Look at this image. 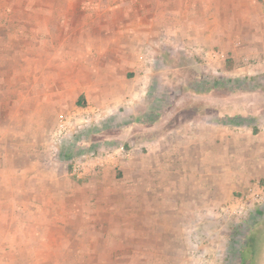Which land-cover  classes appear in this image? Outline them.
Returning <instances> with one entry per match:
<instances>
[{"label": "rangeland", "instance_id": "obj_1", "mask_svg": "<svg viewBox=\"0 0 264 264\" xmlns=\"http://www.w3.org/2000/svg\"><path fill=\"white\" fill-rule=\"evenodd\" d=\"M190 1L180 0L176 9L181 13L166 11L165 19L156 24L164 25L166 38L173 39L176 22L181 42L191 43L156 51L145 63L153 74L149 104L162 103L161 109L177 106L164 127L156 130V126L151 132L121 126L117 132L114 115L85 103L71 85L68 93L60 94L63 105L54 100L52 128L45 136H37L38 147L47 150V158L37 160L52 168L54 181L64 180L69 208L81 207L82 203H71L84 199L87 211L83 216L69 211L68 219L59 221L61 226H54L42 238L47 251L30 264H198L208 258L215 264H264V205L254 206L242 218L223 217L221 207L233 200L223 190L217 194L219 202L205 213L207 218L197 214L190 222L168 220L161 223L159 234L153 227L156 222L141 231V221L133 229L130 225L136 222L127 221L131 214H139L143 200L152 195L143 188L141 178L136 179L132 167L147 164V147L142 145L147 136H190L194 131L206 136H245L248 146L239 163L242 160L244 165L246 188L235 191L233 197L264 183V0H193L195 13L188 8ZM12 32L0 28V53L13 42ZM151 38L160 40L162 35L155 32ZM0 63L9 62L0 59ZM72 64L70 74L78 69ZM9 69L19 71L12 65ZM4 105L0 109L11 115L12 102ZM166 109L161 114L167 115ZM63 120L69 125L60 136ZM207 120L212 124L207 125ZM15 137L3 140L0 136V149L6 152L27 146L22 136ZM9 154L0 157V170L5 168L3 160L8 164L17 159ZM81 162L83 169L74 172Z\"/></svg>", "mask_w": 264, "mask_h": 264}, {"label": "crops", "instance_id": "obj_2", "mask_svg": "<svg viewBox=\"0 0 264 264\" xmlns=\"http://www.w3.org/2000/svg\"><path fill=\"white\" fill-rule=\"evenodd\" d=\"M179 4L180 0H0V28L13 30V44L9 41L0 53L1 61L9 62L0 63V105L12 102L15 109L11 115L0 109V126L4 125L0 136L3 140L22 136L27 143L11 151L0 149V157L12 153L17 158L8 164L3 160L5 168L0 170V264L37 263V256L47 251L48 232L61 226L59 221H66L69 211L82 216L87 211L84 199L71 203H82L81 207L69 208L64 180L54 181L52 168L37 160L47 158L37 136L52 128L54 100L63 105L60 94L68 93L70 85L85 103L112 113L117 132L121 126L153 132L174 114L176 104L164 108L167 115L161 114L162 103L149 104L153 74L145 63L156 51L191 43L181 42L176 22L173 39L166 38L164 25L156 24L165 19L166 11L179 13ZM190 7L195 13L196 1H190ZM155 32L162 35L160 40L151 38ZM70 62L78 68L72 74ZM11 65L19 71L9 69ZM190 134L145 137L147 164L132 167L152 195L143 200L139 214L127 219L136 222L130 228L141 221V231H148L149 222H156L153 227L159 234L162 222H190L197 214L207 218L205 213L219 202L222 190L226 198L234 199L235 191L246 188L244 165L239 163L248 146L245 136Z\"/></svg>", "mask_w": 264, "mask_h": 264}, {"label": "built area", "instance_id": "obj_3", "mask_svg": "<svg viewBox=\"0 0 264 264\" xmlns=\"http://www.w3.org/2000/svg\"><path fill=\"white\" fill-rule=\"evenodd\" d=\"M98 116L101 115L100 110L96 111ZM69 122L63 120L59 125V135H63L68 129ZM84 163H77L74 166V172H79L83 169ZM264 205V183H257L250 187L247 192H244L238 197H235L229 204L221 207V214L223 217H237L242 218L245 216L254 206ZM198 264H215L213 259L201 260Z\"/></svg>", "mask_w": 264, "mask_h": 264}]
</instances>
